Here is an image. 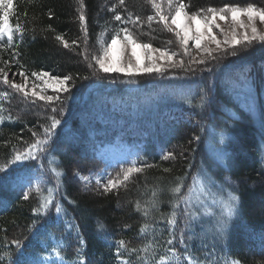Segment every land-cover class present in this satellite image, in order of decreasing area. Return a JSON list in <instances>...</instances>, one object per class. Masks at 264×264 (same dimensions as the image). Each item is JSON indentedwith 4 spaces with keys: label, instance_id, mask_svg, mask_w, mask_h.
I'll return each instance as SVG.
<instances>
[{
    "label": "trees",
    "instance_id": "obj_1",
    "mask_svg": "<svg viewBox=\"0 0 264 264\" xmlns=\"http://www.w3.org/2000/svg\"><path fill=\"white\" fill-rule=\"evenodd\" d=\"M184 2L190 5V13L246 2L264 7V0ZM116 4L117 0H84L88 25L85 44L78 0H13L10 22L14 28L19 24L25 31L22 41L19 33L15 34L14 48L0 52V58L9 61L8 76L20 71H44L61 78L71 75L74 79L69 83L74 87L70 93L60 95L63 104L55 105V113L46 103L36 107L35 114L21 112L27 104L25 98L0 84V93H9L0 102L5 109V119L0 123V163L11 159L14 148L22 150L25 142L43 138V129L52 116L61 120L47 150L38 159L44 164L23 161L11 166L16 171L34 172L39 179L30 186L17 188H13L11 180L0 182V199L6 202L0 211V264H22L25 261L21 252L56 255L57 251V263L79 264L82 259L84 264H119L117 247L121 239L128 247L137 248L153 242L162 251L160 245L167 247L166 241L173 233L177 237L176 233L194 232L188 216L190 210L186 218L178 220L175 209L176 225L169 221L173 219L176 195L172 189L181 184L177 178L190 179L189 184H182L184 195L195 174H204L213 184L215 180H225L238 195L239 207L219 240L196 243L193 235L191 240L183 238L180 245L176 244L178 240L174 241L177 250L184 256L195 254L201 264H264V166L259 151L264 143V46L245 47V52L239 46L225 54L223 57L227 58L221 63L209 58L199 67H185L180 72L165 71L147 78H106L98 73L96 65L91 72L80 54L84 55L85 48L94 51L100 47L102 32L110 40L115 29L124 26L112 19L110 9ZM117 11L125 17L128 13L140 16L141 21L154 14L146 0H125V6ZM128 27L140 41L165 43L164 47L170 44L169 48L177 45L171 40L173 33L162 23L144 22L142 26ZM56 35H63L69 47L57 41ZM234 50L236 55H232ZM16 52L18 56L13 55ZM89 57L93 55L89 53ZM214 76L217 80L211 81ZM30 80L36 81L34 77ZM245 87L252 90L248 99L242 96ZM247 101H254L260 110L261 123L253 111L243 106ZM61 107L63 111L59 110ZM116 139L140 143L142 152L135 163L108 169L98 150ZM205 149H210V153ZM216 151H220V160L209 156ZM169 152L174 158L164 160ZM29 163L35 167L25 168ZM82 163L81 172L107 170L112 179L133 165L143 171L133 173L117 189L104 192L102 187H88L74 178L77 165ZM165 168L171 171L165 172ZM38 183L39 193L35 191ZM154 191L162 203L158 212L146 217L144 209ZM22 193L29 199L25 200ZM49 193L53 202L66 211H35L42 203L41 197ZM145 223L150 225L147 236L140 232ZM13 239H19L22 247L16 248L11 243Z\"/></svg>",
    "mask_w": 264,
    "mask_h": 264
},
{
    "label": "snow or ice",
    "instance_id": "obj_2",
    "mask_svg": "<svg viewBox=\"0 0 264 264\" xmlns=\"http://www.w3.org/2000/svg\"><path fill=\"white\" fill-rule=\"evenodd\" d=\"M78 3V19L80 21L81 31L84 33V42L86 44L88 25L87 17L84 11V0H78ZM146 3L154 10V14L148 15L146 17V21H141L140 16L133 17L131 13H128L127 17H125L118 12V7L125 6V0H117V4L110 9V11L114 14L112 17L113 21L119 22V24L124 26L115 29L114 34L110 37V42H106L104 40L103 32L100 34L99 44L102 54L95 55L91 58L94 64L98 66L99 70L104 73L117 71L127 74H134L141 71L145 73H151L153 71L161 72L164 70L165 66L158 63L160 60L167 61L166 67H184L185 61L183 59L174 60V57H176L178 53L170 52L167 49L153 48L150 43H138L136 36L128 25L142 26L144 22H147L149 25L153 22L162 23L164 28L175 34V37L185 55H190L189 41H194L195 48L205 55L201 56L199 60L195 58L191 59L189 62L193 64H205L207 62L206 57L209 56L215 59V56L212 54L217 49H221L222 45L235 49L237 45L252 46L254 42H257L264 46V31H261L257 26V21L264 24V7H258L254 3H248L243 6L239 4H226L219 8L207 7L192 13L187 11L190 5L186 4L184 0H146ZM12 9L13 0H0V52L15 47L14 39L16 33H19V38L21 41L23 40L25 31L24 28H22L19 24H17L14 28L10 22ZM241 17H245L246 20L241 19ZM217 18L225 21L230 19L232 22L231 31H225V29L217 23ZM181 20H183V24H181ZM201 24L206 29L205 31H201ZM213 28L219 29L220 33L223 34V40L218 39L216 35L212 33ZM49 29L55 31L54 29H51V26H49ZM240 29L243 31H240ZM55 39L60 41L65 48L69 47V42L65 40L63 35H56ZM72 43L76 44V41H73ZM117 44L121 45L120 51L122 54L119 67L114 66L115 61L112 58L113 49ZM211 45H215V49L212 48ZM138 47L144 49L145 54L151 62L150 65L141 68L139 57L136 56V49ZM227 47L223 49L225 52L227 51ZM129 51L131 52V56L124 59L123 54ZM13 55L18 56L19 53L16 52L13 53ZM232 55H236L235 50L232 52ZM84 59H89L86 48L84 51ZM0 63L4 65L0 66V84L8 86V88L12 89L15 93H19L25 99L31 100L32 103H35L36 99L45 101L53 113L58 110L55 106L56 104H63L60 93H70L71 87H74V85H70L69 83L74 79L73 76L66 75L61 78L44 71H32L30 74L26 73V71H20L19 76L22 78L23 82L16 83L15 80L9 79L8 71L6 70L9 61L0 58ZM16 63H19V61L17 60ZM88 66L92 67L93 64L90 63ZM21 67L23 68V65H21ZM31 77H34L36 81H40L44 85V88L41 91L36 90L37 85L35 82L30 80ZM86 78L87 77H85V79ZM30 82L32 83V88L29 93L28 86ZM56 85H59L60 87H55ZM48 88L53 89L54 95L47 94ZM8 96V92L0 93V102L6 100ZM59 110L63 111V108L61 107ZM4 111L5 109L2 104H0V123H3L5 119V116L3 115ZM7 118L11 119L10 116ZM60 124L61 120L56 118V116H52L51 122L43 129V138L38 137L33 142H25V146L22 150L14 148L11 159L5 163H0V173H4V176L0 177V182H3V180H12L13 177H15L16 182H23L27 185H31L34 177L30 172H25L23 175H20L16 172L15 168L11 166L18 165L23 161H37L47 150V146L49 145L51 138L55 135L56 128ZM32 135L36 137L37 133L33 132ZM170 158H174V154L172 152L163 156L164 160H169ZM24 167L30 169L35 167V164L29 163L24 165ZM145 167H152V165H145ZM10 168L11 171L9 170ZM142 171L143 168L135 165L123 169L121 174H118L116 179L109 178L107 183L103 184V191L111 192L117 189L120 185L129 181L133 173H140ZM164 171L170 172L171 169L165 168ZM56 176L60 177L61 173L57 172ZM35 179L38 180L39 178L36 177ZM177 180L182 183L181 178L178 177ZM96 183L100 184V180H97ZM31 190L32 189L30 188L29 191ZM35 191L38 193L41 191L39 183L36 185ZM172 192L177 194L176 199L179 201L181 197H179L178 194L181 192V187H174ZM22 195L25 200L29 199L27 194L22 193ZM41 199L42 203L39 207L35 208V211L38 214L41 212L48 213L50 208H54L57 213L66 211L59 203L53 202V196L51 193H49L46 197L42 196ZM231 199L234 202L238 200V197L232 196ZM183 202L187 205L190 203V200L187 197H184ZM161 203L162 201L157 198V193L154 191L152 199L146 204L143 213L144 216H149L151 212H158L159 205ZM172 207L173 219L169 221V224L175 226V209L179 207V203L177 202L173 204ZM136 209L137 211L140 210L139 204L136 205ZM232 215L233 210L229 205L228 216ZM149 227L150 225L145 223V225L140 229V232L147 236V230ZM176 240L177 237L173 233L172 237L166 241L168 246L164 247L163 245H160V249H162V251H160L158 250L156 243L153 242L145 244L142 248H137L128 247L126 242L121 239L118 241L117 247L119 264H201L199 258L195 254H188L187 256H184L180 251H178L174 244V241ZM11 243L14 244L16 248L22 247L19 239H13ZM178 243H184L182 236L180 237ZM81 248H83L82 243ZM141 252L145 255L141 256ZM126 254H130L127 259L124 258ZM23 255L24 253L21 252V256ZM56 255L60 256V251H57ZM133 257H135V259H133ZM61 259H63V257H61ZM22 264H27V262H22ZM32 264H36V261H32ZM79 264H84V261L81 259Z\"/></svg>",
    "mask_w": 264,
    "mask_h": 264
},
{
    "label": "rangeland",
    "instance_id": "obj_3",
    "mask_svg": "<svg viewBox=\"0 0 264 264\" xmlns=\"http://www.w3.org/2000/svg\"><path fill=\"white\" fill-rule=\"evenodd\" d=\"M256 1L257 0H253V2H256ZM248 3H251V2H246V3L242 4V6L246 5ZM241 19L246 20L245 17H241ZM217 23H219L221 25V27H223L225 29V31H229V32L231 31L232 22L230 19L225 21V20H219L217 18ZM181 24H183V20H181ZM257 26H258V28H260L261 31H264V24H261L259 21H257ZM200 29H201V31L206 30L202 24L200 25ZM240 31H243V30L240 29ZM212 33L214 35H216V37L218 39L223 40V34L220 33L219 29L213 28ZM173 35H172L171 40L177 42L176 43L177 45H173V47L169 48L170 44L168 45V47H167V45H166V47H164L165 43L163 44V43H158V42L150 43V44L152 45L153 48L167 49L170 52L178 53V55L176 57H174V60L183 59L185 61L184 67H175V68L166 67L167 61L160 60L158 63L162 66H165L164 70L161 72L153 71L151 73H145V72L141 71V72H136L134 74H127V73H123V72L113 71L110 73H104L103 71L99 70L98 66L96 65V67L98 69V73L100 75H102L103 77H106V78H112L113 77L115 79H122L124 77L133 78V76L134 77L147 78V77L155 76L156 74L163 73L165 71H168L169 73H175V72H180V70L183 71L184 70L183 68H185V67H192V66L197 67V65L199 67L200 64H193V63H190L189 61L193 58L199 60L201 58V56H203L205 54L201 53L199 50H197L195 48V42L194 41H189L190 55H185L183 53V49L180 47V45L176 39L174 33H173ZM103 38L106 42H110V40L107 39L105 36ZM137 41H138V43H141V44L149 43L146 41H140L138 39H137ZM260 45L261 44L254 42L252 46L237 45L236 47L238 48L239 46H242V48H244V50L242 49V51L245 52V47L246 48L251 47L250 49H252L253 47H256V46L258 47ZM211 47L215 49V45H211ZM225 47H227V46L222 45L221 49H217L212 54L213 56H215L214 60H217V62L219 61V63H221L223 60H225L223 58H227V57H223V56H226L225 54L230 53L231 50L233 49L231 47H227V51L225 52L223 50ZM120 48H121V45L117 44L115 46V48L113 49L112 58L115 61V63H114L115 67L120 66V61L122 59V54H121ZM235 50H237V49H235ZM89 53L92 54L93 56L102 54L100 47L96 48L94 51L88 50L87 51L88 56H89ZM130 56H131L130 51L123 54L124 59H127ZM136 56L139 57V63H140L141 68H143L144 66L150 65L151 62L148 59L147 55L145 54L144 49L138 47L136 49ZM220 56H222V57H220ZM80 57L83 58L84 64L86 66H88V64H90V63L93 64L92 67L88 66L89 68H91V70H90L91 72L93 70H96L95 64L92 61L91 57H89L88 60H85L84 55H82V54H80ZM209 58L213 60V58H211L210 56L206 57V60H208ZM9 79L15 80L16 83H22L23 82V80L19 76V74H16V73L9 75ZM212 80H217L216 76H214V78H212L211 81ZM32 82H35V84L37 85V88H36L37 91H41L44 88V85L40 81H32ZM55 87H60V86L56 85ZM31 88H32V83L30 82L29 86H28L29 93L31 92ZM242 90L244 91L242 96H244L248 99L249 98L248 95L250 96L252 90L249 87H245ZM47 94L48 95H54L53 89L48 88ZM61 94H63V93H60V95ZM262 96H263L262 104L264 107V94ZM25 100L27 101V104H25V106L22 108V110H20L23 113L35 111L34 113L36 114L37 112H36L35 108L36 107H42L43 104H46L45 101H40V100L36 99L38 101L36 103H34V105H32V103L30 102L31 100H28V99H25ZM243 106L248 108L251 112L253 111L255 117L257 118L259 123H261L260 117L262 115H260V110L257 109L256 105H254V101H252L251 103L248 102V104L245 103V104H243ZM262 120H264V118ZM262 142H264V137L262 138ZM206 147L208 148L209 146L207 145ZM209 150L205 149L206 152L208 151L210 153ZM139 151H140V148H138L137 145H132L126 141L116 139L112 142L107 143L106 145H103L102 148H100V150H99V155L107 162L108 167H113L116 165L117 166L121 165L124 162L134 161V159L136 158ZM259 151L261 152V157H260L261 165L264 166V143H263V146H261V149H259ZM219 155H220V151H216L209 156H211L212 158H214L213 156H215L216 158L219 159ZM36 162H40V163L44 164V161H42V159L37 160ZM77 166H79L78 167L79 169L74 174V178L76 177L85 186L102 187L103 184L107 183V180L110 178L109 172L107 170L102 171V172L100 171V172L89 174V173H85L83 171L82 172L80 171L81 167H83V163H82V165L78 164ZM200 167L203 168L202 165H200ZM24 171H25L24 169H20L16 172L22 173ZM20 175H23V174H20ZM194 177H195V178H193L194 180L188 186L187 193L186 194L184 193V195H183V191H182L178 194L179 197H181V199L179 201H177V199H176L177 194L175 195V203H177V202L179 203V207L176 208V212H177L176 217L178 216V220L183 219L185 216H187V211L190 210L188 216L191 217V220H189V221H190L191 227H192L194 232L192 233L191 231H188L186 233H184V232L176 233L177 240L179 241L181 236L183 238L186 237L188 240H191L192 237H194L193 235H195V238H196L195 242L196 243H198V240L211 241L212 238L219 240V238H220L219 235H223L222 233L225 232V230L229 226V223L231 222L234 215L238 211L239 197L234 192V190L226 184L225 180H222L219 182L215 180V183L213 184L209 178H206L204 176V174L203 175L195 174ZM97 180H100V184L96 183ZM189 180H190L189 178L184 176L181 180L182 183L179 181L181 183L179 186L183 189L184 188V186L182 187L183 182L186 181L185 183H187V181H188L187 184H189ZM11 184L16 186L18 184L23 185L24 183L23 182H19V183L16 182L15 177H13V179L11 180ZM232 196L238 197V200L233 202L231 199ZM184 197H187L190 200L189 204H187V205L184 204V202H183ZM125 205L126 204L123 203L122 207L123 206L125 207ZM229 205L232 207V210H233L232 216H228V206ZM1 208L2 207L0 206V209ZM198 225H200V226H198ZM200 228H201V230L197 232V230ZM177 240H176V242H177ZM176 244L180 245L181 243H176ZM21 257L23 258V260L25 262H27V263L30 262V264H32V261H36V264H62L63 263V262L57 263L58 257L52 253L39 254V253L33 252L32 254H30V253L27 254L25 252V254ZM214 264H216V263H214ZM223 264H226V262ZM228 264H237V263L236 262H229Z\"/></svg>",
    "mask_w": 264,
    "mask_h": 264
}]
</instances>
